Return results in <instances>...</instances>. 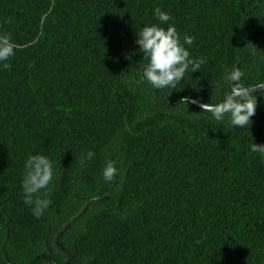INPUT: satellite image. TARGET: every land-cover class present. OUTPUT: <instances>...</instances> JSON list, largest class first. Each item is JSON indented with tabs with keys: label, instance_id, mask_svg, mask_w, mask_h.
Here are the masks:
<instances>
[{
	"label": "trees",
	"instance_id": "16d2710c",
	"mask_svg": "<svg viewBox=\"0 0 264 264\" xmlns=\"http://www.w3.org/2000/svg\"><path fill=\"white\" fill-rule=\"evenodd\" d=\"M156 7L204 61L175 88L142 79L136 34L167 27ZM2 33L15 54L0 67V264L65 261L53 236L97 197L58 237L67 264H264V90L244 128L167 99L220 103L252 45L237 85L264 83V0H0ZM35 154L55 166L39 218L20 186Z\"/></svg>",
	"mask_w": 264,
	"mask_h": 264
},
{
	"label": "clouds",
	"instance_id": "9594fccd",
	"mask_svg": "<svg viewBox=\"0 0 264 264\" xmlns=\"http://www.w3.org/2000/svg\"><path fill=\"white\" fill-rule=\"evenodd\" d=\"M153 16L162 25H145L136 34L135 44L138 52L147 59V64L142 71V79L155 89L175 88L186 71L193 73L199 67L202 59L195 60L190 56L185 45L191 46L193 37L185 35L183 43L173 24H169L170 15L159 7L153 10ZM15 45L11 41L10 34H0V67L8 69V61L15 54ZM242 73L239 69L229 70L224 75V82H231V90L224 94L220 103L203 104L202 111L211 113V118L216 122H223L228 118L232 128H244L250 125V118L255 114L257 98H254L255 89L238 86L237 81L241 79ZM256 89H264V84ZM262 146L253 145V150ZM95 153L88 151L81 161H91ZM24 173L21 181L23 190V203L30 207L33 217L39 218L49 208L51 201L48 199V192L53 184L55 166L53 161L45 155H29L24 162ZM102 179L105 182H112L118 175V168L114 161H106L102 169Z\"/></svg>",
	"mask_w": 264,
	"mask_h": 264
},
{
	"label": "water",
	"instance_id": "95a60500",
	"mask_svg": "<svg viewBox=\"0 0 264 264\" xmlns=\"http://www.w3.org/2000/svg\"><path fill=\"white\" fill-rule=\"evenodd\" d=\"M254 56V48H253V45H252V53H251V56L249 58H246V59H242L240 61H238L235 66H234V70L237 69V67L239 66L240 63L244 62V61H248L249 59L253 58ZM264 84V83H263ZM262 85V84H260ZM260 85H257L255 87H251L252 89H255L253 91V93H256V92H259V91H263L264 89H256L258 88ZM231 87H232V84H231ZM173 93V91L171 92V94ZM168 101L171 103L172 106L174 105H178L179 103H181L182 101L184 102H191L192 104L194 105H197L199 107H201V105H203L202 103L196 101V100H193V99H183L181 101H178V102H172L171 101V98L170 96H168ZM99 197L95 198V199H89L88 201H86V203L81 207V209L73 216L71 217L65 224H63L59 229L58 231L54 234L53 236V239H52V245L54 247L55 250H57L58 252H60L61 254H63L65 256V261L61 262V263H58V262H55V260L52 258L51 261L49 263H46V264H67L70 260V257H69V254L64 251L62 248H60L57 244V240H58V237L60 236V234L73 222L75 221L80 215H82V213L85 211L86 207L91 203L93 202L94 200H98Z\"/></svg>",
	"mask_w": 264,
	"mask_h": 264
}]
</instances>
